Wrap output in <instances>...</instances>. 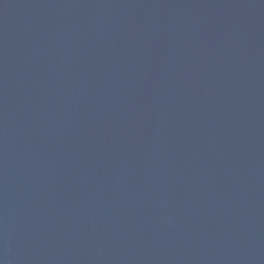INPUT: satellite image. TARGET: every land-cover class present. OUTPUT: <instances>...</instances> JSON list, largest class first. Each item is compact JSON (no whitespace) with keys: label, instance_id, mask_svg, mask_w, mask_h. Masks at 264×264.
Returning <instances> with one entry per match:
<instances>
[{"label":"water","instance_id":"water-1","mask_svg":"<svg viewBox=\"0 0 264 264\" xmlns=\"http://www.w3.org/2000/svg\"><path fill=\"white\" fill-rule=\"evenodd\" d=\"M0 264H264V0H0Z\"/></svg>","mask_w":264,"mask_h":264}]
</instances>
